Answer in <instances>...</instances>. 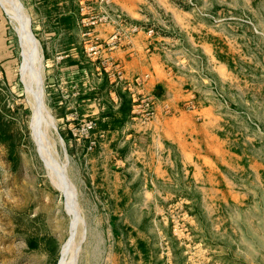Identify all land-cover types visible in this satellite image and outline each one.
<instances>
[{"label":"rangeland","instance_id":"obj_1","mask_svg":"<svg viewBox=\"0 0 264 264\" xmlns=\"http://www.w3.org/2000/svg\"><path fill=\"white\" fill-rule=\"evenodd\" d=\"M68 8L78 34H48ZM140 12L143 23L115 0H0V264L60 263L72 221L60 171L79 210L71 264H264V0H146ZM140 32L173 82L164 95L147 90L156 72L128 75L113 54ZM73 38L78 56H65ZM160 115L179 117L169 129L187 146L161 134Z\"/></svg>","mask_w":264,"mask_h":264},{"label":"crops","instance_id":"obj_2","mask_svg":"<svg viewBox=\"0 0 264 264\" xmlns=\"http://www.w3.org/2000/svg\"><path fill=\"white\" fill-rule=\"evenodd\" d=\"M116 3L124 10L126 13L130 16L131 20L137 23H143L142 21V13L140 12L142 9V6L146 0H115ZM67 8V6H66ZM71 9L68 8L66 10H63V13L59 14V17L55 18V22L61 29L56 30V26L53 28L54 30H49L48 34L52 36H58L61 40H65L67 35L69 34H75L77 35L79 32L78 27L76 26L75 31L72 33L71 29H68L67 26L64 24L66 21V18L64 16L66 14L71 13ZM77 23V22H76ZM75 23V24H76ZM62 25V27L60 26ZM99 30L101 31L102 35L107 36L108 33L112 31V27L110 26H101L99 27ZM149 39L148 35L140 32L138 33L134 38L129 39L125 44H123L120 48H118L116 51L113 52L114 55H116L118 58L122 59L125 63L126 70L128 75H135L136 73L140 72H146L153 70L156 72L152 79L147 84V90L148 92L154 89V91L159 94L160 92L162 95L165 93V88L170 87L171 89L173 87V82L171 79L168 78V76L164 73L163 69L159 68V63L157 62V53L155 52H149ZM77 45L78 42L76 39H72L69 41L65 47L62 46L61 52L65 53V56L72 55V56H78L77 51ZM76 46V47H74ZM68 47V48H67ZM49 49V48H48ZM73 52H75L73 54ZM72 62L70 66H79V59L71 58ZM159 86H162V90L159 88ZM104 89V88H103ZM79 90V89H78ZM75 92H73L71 95H74ZM111 98L116 102V107L121 105V98L118 94H116L115 91L112 92L110 90ZM131 112V110H129ZM159 107V112H160ZM178 116H159L156 122L157 127L159 128V124L162 126V135L165 137H168L172 139L173 142L179 141V143L187 146V143L185 140H176L175 138L179 136V133L173 129L170 128V123L173 121L178 120ZM174 138V139H173ZM185 151L188 152L189 148H185Z\"/></svg>","mask_w":264,"mask_h":264},{"label":"bare ground","instance_id":"obj_3","mask_svg":"<svg viewBox=\"0 0 264 264\" xmlns=\"http://www.w3.org/2000/svg\"><path fill=\"white\" fill-rule=\"evenodd\" d=\"M21 25H22V29H21L22 41H23L25 56H26L28 62H31L30 60H32V58L34 57V54H36V49H37L38 43L33 38L32 34H31V31L28 28L27 21L26 22L25 21L21 22ZM38 68H37V70H39ZM36 126H38V125H36ZM39 127L40 126H38L37 129H40ZM41 140H42V138H41ZM43 141H45V140H43ZM43 141H42V143L44 144ZM45 142H46L45 143L46 145H44V148H45V151H46V154H47L49 152H47L48 150L46 149L45 146H47V144H50V143H48L47 140ZM43 144H42V146H43ZM42 146H41V150H42L41 152L44 151V149H42ZM43 154H45V153L43 152ZM52 162H56V161H52ZM60 172H62V181H63V184H61L60 187L65 192H67V195H68V198H69V204H70L69 208H70V212L72 214V221H71V228H70V237L67 240V242L63 245L62 257H61V260H60L59 264H71V262H75L76 253H77V251L79 250V247H80L79 243L75 240V237L78 234L79 210H78V207H77L74 191L72 190V182H71L69 176L67 175V173L65 171H60ZM82 226H83V224H82ZM68 252H72V258H70V260H67V258H66V255H67Z\"/></svg>","mask_w":264,"mask_h":264},{"label":"built area","instance_id":"obj_4","mask_svg":"<svg viewBox=\"0 0 264 264\" xmlns=\"http://www.w3.org/2000/svg\"><path fill=\"white\" fill-rule=\"evenodd\" d=\"M140 78L138 77V79L137 80H139ZM141 80H142V78H141ZM140 80V81H141ZM93 122H88V123H85L84 124V130L86 131V132H88L90 129H92L93 128Z\"/></svg>","mask_w":264,"mask_h":264}]
</instances>
